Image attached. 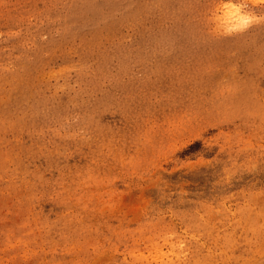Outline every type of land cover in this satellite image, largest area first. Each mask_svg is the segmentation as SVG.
<instances>
[{
  "label": "rangeland",
  "instance_id": "rangeland-1",
  "mask_svg": "<svg viewBox=\"0 0 264 264\" xmlns=\"http://www.w3.org/2000/svg\"><path fill=\"white\" fill-rule=\"evenodd\" d=\"M0 264H264V0H0Z\"/></svg>",
  "mask_w": 264,
  "mask_h": 264
},
{
  "label": "bare ground",
  "instance_id": "bare-ground-1",
  "mask_svg": "<svg viewBox=\"0 0 264 264\" xmlns=\"http://www.w3.org/2000/svg\"><path fill=\"white\" fill-rule=\"evenodd\" d=\"M231 2L232 3L225 6V11L223 12L224 17H222V19L225 18L226 21H228L229 23L231 22L233 27H239L245 24L246 20L249 17L248 13H250V11L248 9L244 10L242 5H234L233 1ZM258 2L259 1H257L256 3L258 4Z\"/></svg>",
  "mask_w": 264,
  "mask_h": 264
}]
</instances>
